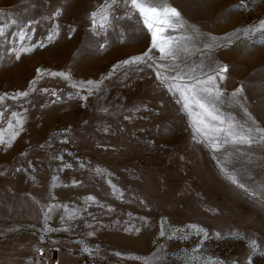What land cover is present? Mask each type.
Returning <instances> with one entry per match:
<instances>
[{
    "label": "rangeland",
    "instance_id": "obj_1",
    "mask_svg": "<svg viewBox=\"0 0 264 264\" xmlns=\"http://www.w3.org/2000/svg\"><path fill=\"white\" fill-rule=\"evenodd\" d=\"M102 2L0 0V24L9 39L17 30L11 19L40 20L35 42L51 27L42 17L50 16L57 7L62 9L56 21L60 34L53 41L22 54L20 60L4 53L0 94L11 96L27 90L37 68L69 72L74 81L103 80L93 95L80 100L78 90L68 81L44 75L37 78L36 91L28 97L6 98L0 104V111H5L0 119L5 139L11 112L27 109L24 130L10 147L0 145V181L27 178L38 186L47 181V204H67L70 211L87 208L77 219L63 224V209H57L47 221L50 229H55L56 221V231H44L43 220L35 231L0 236L1 244L19 246L0 250L1 263L35 264L37 249L48 248L56 264H247L249 239H255L258 250L252 254V264H264V212L259 203L225 179L210 148L192 140L190 118L166 89L157 87L155 73L146 67L135 71L125 66L109 75L113 64L146 50L151 38L137 21H120L115 31L109 30V46L97 50L96 39L88 31V15ZM169 2L190 23L214 36L264 18V0H246L247 8L238 7L240 0ZM70 28L76 29L71 35ZM121 29L126 33L123 42ZM215 59L228 65L224 90L231 93L243 82L249 110L264 119V37L257 33L243 44L217 49ZM199 60L196 52L189 63ZM44 88L49 92L40 91ZM51 91L60 99L51 96ZM141 102L148 103L151 111L133 114L130 109ZM104 108L108 111H102ZM224 110L237 120L244 119L238 107L225 106ZM125 115L132 118L125 120ZM217 155L223 161L227 154ZM253 157L249 163L242 150L231 157V164L246 169L258 184L264 181V153L254 149ZM17 168L21 171L16 172ZM53 176L58 178L55 183ZM73 180L79 183L73 185ZM88 196H94L96 202L86 203ZM162 218L164 237L159 235ZM192 225L207 231L202 243ZM65 227L69 230L64 231ZM89 231L94 235L88 236ZM79 242L92 249V254L82 252ZM197 244L200 248L193 253Z\"/></svg>",
    "mask_w": 264,
    "mask_h": 264
},
{
    "label": "snow or ice",
    "instance_id": "obj_2",
    "mask_svg": "<svg viewBox=\"0 0 264 264\" xmlns=\"http://www.w3.org/2000/svg\"><path fill=\"white\" fill-rule=\"evenodd\" d=\"M238 7L247 8L246 0H240ZM61 13L62 9L57 7L50 16L42 17V19L51 22V27L47 30L46 36L35 40V42H32L33 36L37 31L36 25L40 23V20L28 19L25 23L22 18L11 19L10 24L15 25L17 29L11 32L12 39L8 38L5 26L0 24V41H2L0 43V61L4 60V53H7L9 58L14 56L16 60H20L22 54L30 53L37 47L43 48L46 42L53 41L60 34V25L56 21ZM88 20L90 21L88 31L96 39L97 50H104L109 46V30L115 31L120 26V21H137L138 26L142 24L143 28L147 30V34L150 35V44L146 50L141 51L139 54L130 55L128 58L113 64L109 75L115 74L118 69L125 68V66L135 71H142L143 67L153 71L158 82L157 87L166 89L167 93L171 94L175 102L181 106V110L190 118L193 129L192 140L197 144H204L210 148L213 152V159L217 161V166L225 179L249 198L259 203L261 211L264 212V181L258 184L255 183L254 178L246 174V169L236 168L235 165L231 164V157L240 154L242 150L249 163L254 159V149H259L261 153H264V119L254 116L249 110L248 98L243 96L245 91L243 82L231 93L224 90L222 82L226 80L228 65L221 64L215 59L217 49L243 44L246 40L255 38L257 33L264 37V18L259 19L257 24L237 28L222 36H214L211 33L201 31L196 24L190 23L177 7L172 6L169 0H103L95 10L89 13ZM75 31V28H70L69 35ZM125 35V31L121 29L119 36L122 42ZM101 40L102 42H100ZM24 41L29 43H24ZM196 52L200 56L199 63H189ZM35 72L36 78L28 82L27 90L17 91L11 96L8 93L0 94V104L6 98L16 100L21 97H28L30 92L36 91L37 78H42L44 75L61 77L68 81L72 88L78 90L76 95L79 96L80 100H87L88 96L93 95L94 90L99 89L103 83V80L74 81L70 73L64 71L50 72L47 69L37 68ZM104 79H107V77ZM79 90H84L87 95H80ZM40 91L49 92L46 88L40 89ZM50 95L56 97L57 100L60 99L56 91H51ZM225 106L238 107L243 112L244 119L237 120L231 112L224 110ZM142 110L150 112L151 108L148 103L141 102L130 109L133 114ZM102 111L107 112L108 109L104 108ZM26 113L27 109H24L23 112H11L7 123L10 130L9 135L5 139L3 130H0V145L10 147L12 141L24 130ZM4 116L5 111H0V119ZM131 118L129 115L124 116L125 120ZM229 148L233 151L230 152ZM222 151L227 154L223 161L217 155ZM53 158L63 160L61 156H54ZM28 167L32 168L31 162ZM64 167H71V165H64ZM60 170L62 171L63 168ZM15 171L20 172L21 169L17 168ZM96 171L99 172V169ZM57 179L56 176L52 177L54 183ZM249 181L252 182L251 186ZM107 182L113 188V191H116V186L110 180H107ZM72 183L75 185L79 181L73 180ZM33 202L37 203L36 201ZM85 202H96V198L88 196L85 198ZM141 204H144L143 200H141ZM59 208L63 209V214L60 217L62 224L77 219L80 211H87V208L72 209L70 211L67 204L49 203L41 205L44 231L59 230L50 229L47 224L53 212ZM109 211H111L110 208ZM140 219L145 221L144 217H140ZM164 223L165 221L162 218L159 232L161 237L166 235ZM88 227H91V225H88ZM191 227L196 229L198 236H202V243L203 239L208 236L207 231L198 225H192ZM14 230L13 228H9L7 231L0 230V236L6 237L8 232ZM63 230L68 231L69 229L65 227ZM131 230L133 229H125V231ZM134 230L140 231L139 228ZM87 235L92 236L94 232L89 231ZM217 236H219V233H217ZM79 243L82 244V252L92 254V249L83 242ZM248 247L250 253L248 254L247 264H252V254L258 250L257 241L249 239ZM199 248L200 244H197L193 249V253ZM37 251L43 253V249H37Z\"/></svg>",
    "mask_w": 264,
    "mask_h": 264
},
{
    "label": "crops",
    "instance_id": "obj_3",
    "mask_svg": "<svg viewBox=\"0 0 264 264\" xmlns=\"http://www.w3.org/2000/svg\"><path fill=\"white\" fill-rule=\"evenodd\" d=\"M2 184V185H1ZM3 190L0 193V230L15 229L7 235H24L32 230L40 228L44 220L41 213V205H47V181H42L38 186L36 182L27 178L0 181ZM39 189H36L38 188ZM36 201L37 203H34ZM56 220V213L54 214ZM56 229V221L54 225ZM14 246V247H13ZM19 248L14 244L0 243V250ZM21 248V246H20ZM0 256V264L2 260ZM59 264H70L59 262Z\"/></svg>",
    "mask_w": 264,
    "mask_h": 264
},
{
    "label": "built area",
    "instance_id": "obj_4",
    "mask_svg": "<svg viewBox=\"0 0 264 264\" xmlns=\"http://www.w3.org/2000/svg\"><path fill=\"white\" fill-rule=\"evenodd\" d=\"M43 249L41 254L39 251L36 253V263L35 264H56V259L50 257L48 248H39Z\"/></svg>",
    "mask_w": 264,
    "mask_h": 264
}]
</instances>
